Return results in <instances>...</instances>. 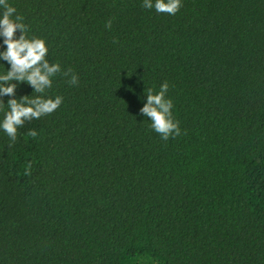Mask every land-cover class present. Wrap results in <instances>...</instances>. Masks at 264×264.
Segmentation results:
<instances>
[{
  "label": "trees",
  "instance_id": "1",
  "mask_svg": "<svg viewBox=\"0 0 264 264\" xmlns=\"http://www.w3.org/2000/svg\"><path fill=\"white\" fill-rule=\"evenodd\" d=\"M11 2L61 68L43 93L0 81V120L63 102L0 128V264H264V0ZM165 81L167 140L141 111Z\"/></svg>",
  "mask_w": 264,
  "mask_h": 264
},
{
  "label": "clouds",
  "instance_id": "2",
  "mask_svg": "<svg viewBox=\"0 0 264 264\" xmlns=\"http://www.w3.org/2000/svg\"><path fill=\"white\" fill-rule=\"evenodd\" d=\"M182 4V0H143V7L154 9L157 13L175 15ZM106 27H111L108 21ZM17 31L21 32L18 38H14ZM28 27L24 23V16L17 12V8L11 0H0V36L4 38L6 50L0 52V59L7 60L11 67L6 74H0V81L17 80L27 82L34 86V92L43 93L46 87L52 84V77L60 71L61 65L56 62L49 64L46 56L49 47L44 38L29 36ZM72 82H76L73 76ZM15 85L4 87L0 85V93L12 94ZM169 89L167 81L163 82L157 92L151 89L147 91V102L141 109L142 113L151 118V128L161 138L167 140L169 136L180 134L179 122L173 118L174 107L171 98L166 94ZM63 102V97L43 98L37 96L33 99L17 101L12 99L8 102L10 111H7L0 120L2 128L8 136L15 138L17 125L23 124L26 119L40 118L54 112ZM35 137L37 132L31 131Z\"/></svg>",
  "mask_w": 264,
  "mask_h": 264
},
{
  "label": "rangeland",
  "instance_id": "3",
  "mask_svg": "<svg viewBox=\"0 0 264 264\" xmlns=\"http://www.w3.org/2000/svg\"><path fill=\"white\" fill-rule=\"evenodd\" d=\"M141 257H143V258H141L140 260L145 259V258L148 259V260H150L147 255H144V256H141ZM147 262H149V261H147Z\"/></svg>",
  "mask_w": 264,
  "mask_h": 264
}]
</instances>
